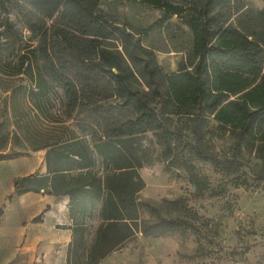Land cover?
<instances>
[{"label":"trees","instance_id":"trees-1","mask_svg":"<svg viewBox=\"0 0 264 264\" xmlns=\"http://www.w3.org/2000/svg\"><path fill=\"white\" fill-rule=\"evenodd\" d=\"M138 1L159 8L161 22L176 17L188 29L187 50L176 71L163 73L152 49L134 44L131 31L101 16L100 0H1L38 37L47 77L63 90L68 114L85 116L92 128L89 138L69 133L44 145L46 174L14 180L17 193L44 188L69 196L74 226L65 264H98L120 245L119 223L132 231L128 225L137 222L136 193L143 186L138 168L146 163L137 141L151 131L172 151V114L195 125L212 120L233 136L234 157L244 149L264 162V3L254 9L245 0ZM0 36V52L21 39L7 19ZM111 39L122 51L111 48ZM19 66L17 74H26L37 91L48 90L39 66ZM110 99L109 106L100 104ZM3 151L0 146V159L13 156ZM97 158L102 175L93 171ZM97 206L101 223L87 245L86 218ZM187 224L159 217L136 227L147 234Z\"/></svg>","mask_w":264,"mask_h":264},{"label":"rangeland","instance_id":"rangeland-1","mask_svg":"<svg viewBox=\"0 0 264 264\" xmlns=\"http://www.w3.org/2000/svg\"><path fill=\"white\" fill-rule=\"evenodd\" d=\"M245 1L254 9L264 3ZM99 11L131 31L134 44L152 49L163 73L176 71L189 40L188 29L176 17L161 22L159 8L138 0H100ZM6 19L21 39L15 48L0 52V146L10 155L29 154L38 171L44 145L65 140L69 133L89 138L92 128L83 122L85 116L68 114L63 90L47 77L38 37L0 0V26ZM107 42L122 51L117 40ZM21 62L23 67L29 62L34 70L41 68L49 82L45 93L37 91L26 74H17ZM110 102L100 104L107 107ZM195 122L171 115L172 151L151 131L139 136L146 163L138 168L143 181L136 193L138 219L129 223L132 231L119 223L120 245L98 264H264V162L244 149L234 157L229 132L212 120ZM93 171L105 173L101 159H96ZM98 211L97 206L86 218L87 245L101 223ZM159 217L181 218L188 224L165 231L158 227L159 233L139 231L144 221L153 224Z\"/></svg>","mask_w":264,"mask_h":264},{"label":"crops","instance_id":"crops-1","mask_svg":"<svg viewBox=\"0 0 264 264\" xmlns=\"http://www.w3.org/2000/svg\"><path fill=\"white\" fill-rule=\"evenodd\" d=\"M30 159H0V264H65L74 226L69 196L44 188L17 193L16 178L46 174L45 158L38 171Z\"/></svg>","mask_w":264,"mask_h":264},{"label":"water","instance_id":"water-1","mask_svg":"<svg viewBox=\"0 0 264 264\" xmlns=\"http://www.w3.org/2000/svg\"><path fill=\"white\" fill-rule=\"evenodd\" d=\"M113 71H114V72H116V70H115V69H114Z\"/></svg>","mask_w":264,"mask_h":264}]
</instances>
